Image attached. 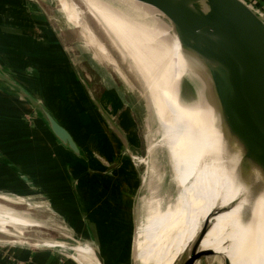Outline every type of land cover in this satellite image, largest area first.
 <instances>
[{"label":"bare ground","instance_id":"1","mask_svg":"<svg viewBox=\"0 0 264 264\" xmlns=\"http://www.w3.org/2000/svg\"><path fill=\"white\" fill-rule=\"evenodd\" d=\"M112 1L80 0L116 49L121 53L124 51L133 60L148 91L147 106L157 117L163 114V107L167 106L169 111L161 126L160 145L170 158V175L175 191L163 192L159 179L150 182L151 194L146 200L144 216L147 230L143 224L134 263L176 264L181 257H188L191 233L196 231L198 238L202 223L206 225L198 242L204 250L207 249L204 237L220 240L224 235L231 236L236 221L237 179L248 197L254 222L264 223V169L257 161L244 155L240 142L245 139L253 144L238 127L229 124V113L251 131L250 135L259 149L264 145V122L233 102L230 105L221 102L207 73L182 42L165 9H161L163 6L144 0L146 5H153L164 15L175 35L176 47L166 48L169 58L165 62L161 60L160 44L151 28L140 23L135 27L129 26ZM59 7L67 25L80 28L88 44L111 59L104 44L81 19V10L75 2L59 0ZM185 76L196 78L198 88L195 94L186 96L183 93L181 84ZM158 145L154 144V151ZM153 172V178L159 174L162 179L163 173L156 169ZM183 209L189 211V217L178 225ZM92 253L100 264L94 248ZM236 262L264 264V236L248 245Z\"/></svg>","mask_w":264,"mask_h":264},{"label":"crops","instance_id":"2","mask_svg":"<svg viewBox=\"0 0 264 264\" xmlns=\"http://www.w3.org/2000/svg\"><path fill=\"white\" fill-rule=\"evenodd\" d=\"M244 1L264 13V0ZM9 3L0 8V63L70 132L80 155L58 142L26 95L0 77V189L16 191L20 185L26 193L35 190L67 220L94 221L96 237L122 238L121 230L128 226L122 217H128L127 200L134 186L129 179L133 166L129 146L137 152L140 143L127 128L133 124L129 110L122 108L121 93L113 92L101 75L94 84L54 32L46 29L39 38L33 37L37 26L43 30L45 20L29 15L25 4ZM26 15L36 20L28 23ZM99 84L105 87L103 94L96 93ZM97 181L103 183L98 191L113 198L110 207L92 203ZM114 214L121 219L110 216ZM93 230H87L91 237ZM46 254L23 256L31 257L30 264H44Z\"/></svg>","mask_w":264,"mask_h":264},{"label":"rangeland","instance_id":"3","mask_svg":"<svg viewBox=\"0 0 264 264\" xmlns=\"http://www.w3.org/2000/svg\"><path fill=\"white\" fill-rule=\"evenodd\" d=\"M73 1L81 10V19L104 44L111 59L102 56L95 47L89 45L80 28L67 25L59 7V0H0V8L11 6L9 2H13V7H21L25 4L29 15L33 14L37 19L45 20L42 25L43 30L39 24L38 29L35 28L36 34L33 37L39 38L40 34H45L46 29L49 34L51 31L54 32L65 45L66 52L71 58L78 62L77 65H80L85 73H89L94 84H98V80L103 76L105 83L112 86L113 92L121 93L122 108L129 110L130 123L133 124L127 125V128L131 127L140 143L136 149L137 152H133L129 146L130 161L133 165L129 179L133 181L134 186L127 200L128 217H122L128 224L127 230L122 229V238L117 240L96 237L94 221L86 217H84L85 221L67 220L53 210L41 193L35 190H29L26 193L20 185L16 191L0 189V264H30L31 257L26 260L23 256L24 252L30 255L46 252L43 258L46 262L44 264H99L93 256V248L101 257L100 264H133L134 253L137 256L138 252L141 226L144 224L145 231L147 230L144 216L146 200L151 194L150 182L152 179L154 181L159 179L162 182L160 186L163 192L169 190L174 193L175 191L170 175V158L166 149L160 145L161 126L168 117V107H163V114L159 117L153 113L147 106L148 91L131 57L124 51L121 53L116 49L103 28L86 12L80 0ZM112 2L129 26L135 27L140 23L151 28L160 44L161 60L164 62L168 60L169 54L166 48L169 49L172 45L176 47V38L168 27L164 15L153 5H146L144 0H114ZM29 15H26L28 23L36 20L32 18L33 15ZM0 70L2 73L5 72L2 65ZM104 88L101 84L97 85L96 93L103 94ZM181 88L186 96L195 94L198 88L196 78L185 76ZM113 102L111 106L115 105V101ZM127 144L129 145L128 140ZM154 144L160 145L157 146L156 151H154ZM153 169L163 173L162 179L159 174L153 178ZM101 184H103L102 181H97L98 189L93 193L91 201L95 204L100 203V207L103 208L110 207L113 198L98 191ZM236 184V221L231 236L224 235L220 240L204 237L207 243V249L204 250L198 242L196 231H193L188 256L199 251L214 252L201 255L193 264H226L224 257L228 260V264H237L236 261L244 249L264 236V223L254 222L248 197L239 179L236 180ZM104 197L108 199L105 200ZM177 205L183 208L179 203ZM183 210L182 216L178 219V225L183 224L189 217V211ZM93 211L91 217L94 218L95 208ZM110 216H118L121 219L120 215ZM76 217L80 219L81 215ZM203 225L204 223L201 226ZM90 229H94L92 237L90 236L92 233L87 232ZM109 240L113 242L112 246L108 244ZM231 252H233L232 256H230ZM184 259L185 257H181L176 264H182Z\"/></svg>","mask_w":264,"mask_h":264},{"label":"water","instance_id":"4","mask_svg":"<svg viewBox=\"0 0 264 264\" xmlns=\"http://www.w3.org/2000/svg\"><path fill=\"white\" fill-rule=\"evenodd\" d=\"M145 1L164 7L161 9H165L182 42L207 73L221 102L227 105L233 102L247 114L264 122V16L244 0ZM0 77L26 95L58 142L80 155L70 132L38 99L28 94L7 72L0 70ZM228 122L232 127H238L253 144L245 139L240 142L244 155L257 161L264 169V145L259 149L254 144L251 131L246 130L232 113H229ZM205 225L198 235L199 239ZM211 253L214 252L192 253L185 257L182 264H193L201 255ZM95 255L100 262V255ZM224 261L228 264L225 257Z\"/></svg>","mask_w":264,"mask_h":264},{"label":"built area","instance_id":"5","mask_svg":"<svg viewBox=\"0 0 264 264\" xmlns=\"http://www.w3.org/2000/svg\"><path fill=\"white\" fill-rule=\"evenodd\" d=\"M255 8V7H254ZM259 13H261L264 16V13H262L260 10H258L257 8H255Z\"/></svg>","mask_w":264,"mask_h":264}]
</instances>
